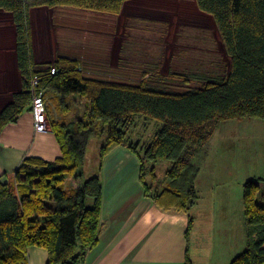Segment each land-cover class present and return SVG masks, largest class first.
Segmentation results:
<instances>
[{
  "label": "trees",
  "instance_id": "1",
  "mask_svg": "<svg viewBox=\"0 0 264 264\" xmlns=\"http://www.w3.org/2000/svg\"><path fill=\"white\" fill-rule=\"evenodd\" d=\"M130 1L0 0V11L9 14L13 24L20 76L19 91L0 111V133L31 110L33 79L37 92L56 95L61 114L72 109L68 97L85 100L79 118L51 124L61 157L53 161L25 157L13 183L0 181V264H27L26 251L32 246L47 251L46 264H82L97 244L101 180L98 174L83 178L91 138L100 142L98 170L115 147L129 148L140 163L144 196L163 212L187 215L188 239L194 223L191 211L199 200L200 161L212 137L225 122L264 121V0H193L214 24L226 58L225 64L217 65L226 67L223 73L161 74L156 65L148 64L138 77L124 67L122 77H107L88 71L78 56L60 51L53 62L34 64L30 10L67 8L117 16ZM176 80L184 90L175 88ZM140 120L158 123L149 141H131ZM161 160L169 163L164 187L156 174ZM71 179L76 185L67 189ZM263 200L264 179L246 180L245 247L228 264H264ZM185 264H192L188 255Z\"/></svg>",
  "mask_w": 264,
  "mask_h": 264
},
{
  "label": "crops",
  "instance_id": "2",
  "mask_svg": "<svg viewBox=\"0 0 264 264\" xmlns=\"http://www.w3.org/2000/svg\"><path fill=\"white\" fill-rule=\"evenodd\" d=\"M35 10L29 12L30 21L32 12L36 14ZM48 10L41 11L43 16L38 13L40 19H45ZM6 22H9L8 25ZM0 25L13 28L9 14L0 11ZM49 40L48 33L49 49L40 54H35L32 43L35 65L55 60L59 51L52 50ZM67 53L79 57L75 51ZM90 64H86V67L93 68ZM124 71L115 63L103 65L96 72L107 77H122ZM54 95L49 91L44 92L46 132H35L31 110L22 113L16 122L1 131L0 181L13 183L15 171L25 157L44 161L61 157V148L51 124L57 120H68L65 118L68 114L60 113L63 117H57V120L53 118L51 101L57 100ZM236 132L241 131L231 127L226 130L229 136L238 135ZM211 146L212 143H209L200 161L196 181L199 200L191 211L194 223L188 239L185 237L187 215L163 212L144 196L139 181L138 158L124 144L111 150L103 158L100 170H97L101 180L98 242L87 251L82 264H185L187 255L192 264H228L245 247L242 186L246 180L254 179L250 176L249 161L252 158L249 153L248 160L245 154L216 153ZM231 147L232 144L226 146ZM47 259L44 248L32 246L26 251L27 264H46Z\"/></svg>",
  "mask_w": 264,
  "mask_h": 264
},
{
  "label": "rangeland",
  "instance_id": "3",
  "mask_svg": "<svg viewBox=\"0 0 264 264\" xmlns=\"http://www.w3.org/2000/svg\"><path fill=\"white\" fill-rule=\"evenodd\" d=\"M44 9L37 8L36 14H31V41L35 54L48 51L49 33L52 50L77 52L83 66L92 72L103 65H115L119 56L122 57V67L137 71L132 72L135 77L140 76V70L148 64L156 65L161 74L223 73L226 69L222 64L217 66L225 64L226 58L214 24L196 9L193 0H132L123 6L117 16L58 8L48 10L42 20L40 16H43L41 11ZM144 26L149 29H143ZM0 52V70L6 72H0L1 111L8 104L11 94L20 88V76L15 69L12 26L0 27ZM89 62L93 68L86 67V64L91 65ZM173 83L177 90L185 89L181 80ZM67 99L72 109L65 118H79L84 111L85 100L78 96ZM51 105L53 118L63 117L57 110L58 100H52ZM157 126L156 121L140 120L131 141H149ZM230 127L241 132L229 136L226 130ZM209 143H212V151L216 153L245 154L246 160L249 153L252 158L249 161L250 176L264 179V121L225 122ZM230 144L232 147L226 148ZM99 147V140L91 138L83 163L84 179L97 175ZM168 168L169 163L165 160L156 164V174L162 187L166 185L165 172ZM75 185L71 179L67 181L66 188Z\"/></svg>",
  "mask_w": 264,
  "mask_h": 264
},
{
  "label": "built area",
  "instance_id": "4",
  "mask_svg": "<svg viewBox=\"0 0 264 264\" xmlns=\"http://www.w3.org/2000/svg\"><path fill=\"white\" fill-rule=\"evenodd\" d=\"M36 79L31 81V114L34 122L35 132L44 133L47 131L46 105L43 92L36 91Z\"/></svg>",
  "mask_w": 264,
  "mask_h": 264
}]
</instances>
